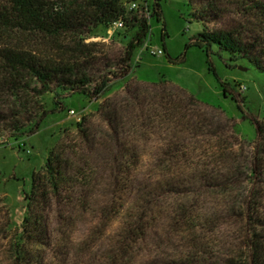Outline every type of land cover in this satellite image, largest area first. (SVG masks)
Here are the masks:
<instances>
[{"label": "trees", "instance_id": "1", "mask_svg": "<svg viewBox=\"0 0 264 264\" xmlns=\"http://www.w3.org/2000/svg\"><path fill=\"white\" fill-rule=\"evenodd\" d=\"M128 2L0 0V146L35 134L47 116L63 110L65 100L77 94L100 98L129 73L150 19L160 21L161 11L154 0L148 20L128 10ZM186 2L189 20L202 25L186 48L209 56L216 46L231 63L243 60L264 73V0ZM119 21L131 36L116 61L94 72L96 45L84 43L97 27ZM41 41L61 46V55L31 48ZM169 84L172 92L198 102ZM160 85L148 89L155 96ZM143 89L128 83L121 96L105 100L92 115L100 125L84 117L77 147L52 150L32 175L23 199L26 214L11 240V264H264V126L256 127L252 151L241 162L234 158L223 174L200 170L187 180L188 186L215 192L220 203L191 204L194 192L185 188L184 174L164 170L176 156L169 159L162 151L155 173L135 151V143L147 140L156 105ZM45 96H51L52 109ZM169 195L181 197L167 204ZM114 218L118 227L109 233ZM224 220L238 230V245L216 235Z\"/></svg>", "mask_w": 264, "mask_h": 264}, {"label": "rangeland", "instance_id": "2", "mask_svg": "<svg viewBox=\"0 0 264 264\" xmlns=\"http://www.w3.org/2000/svg\"><path fill=\"white\" fill-rule=\"evenodd\" d=\"M153 1L149 2L151 6ZM158 5L161 19H150L149 34L143 46L134 52L128 74L112 81L100 98L88 99L77 94L65 100L63 110L47 116L35 134L0 146V264L12 263L11 240L26 214L23 199L31 191L32 175L41 171L52 150L77 147V127L84 117L99 126L100 121L92 118L98 106L121 96L128 83L141 85L149 104L156 103L150 108L147 140L135 143V151L149 163L143 167L157 173L162 151L170 154L169 159L176 156V163L163 168L169 173L176 169L177 173L184 174L185 188L194 192L189 198L191 204L210 207L220 203L215 192L205 193L198 185L188 186L187 180L191 181L195 171L223 174L232 159L238 158L241 162L252 151L256 127L264 126V73L243 60L231 63L228 53H216V46L209 56L197 47L186 48L202 30L198 21L187 17L190 10L186 0H158ZM130 36L131 32L115 25L94 29L84 43L96 45L94 72L116 61ZM64 45L65 52L69 53L68 44ZM60 47L41 41L31 48L60 56ZM161 81L165 85H160ZM168 82L198 102H189L186 96L172 92ZM223 83L228 91L225 96ZM152 84L164 87L154 96L148 89ZM240 85L246 89L240 90ZM43 102L47 109L54 107L51 96H45ZM126 127L127 133L130 127ZM174 197L181 196L169 195L167 204L173 203ZM118 223L114 218L109 233ZM237 232L224 220L216 235L224 240L234 239V245H238L242 240Z\"/></svg>", "mask_w": 264, "mask_h": 264}, {"label": "built area", "instance_id": "3", "mask_svg": "<svg viewBox=\"0 0 264 264\" xmlns=\"http://www.w3.org/2000/svg\"><path fill=\"white\" fill-rule=\"evenodd\" d=\"M150 1L151 0H129L126 6L128 10H131V11L138 10L144 13L145 17L149 20L150 15H151V5L149 4ZM113 25H115L119 29L122 28V22L120 21L117 23H114ZM157 54H161V52L158 51ZM239 89L243 91L246 88L243 85H240Z\"/></svg>", "mask_w": 264, "mask_h": 264}]
</instances>
